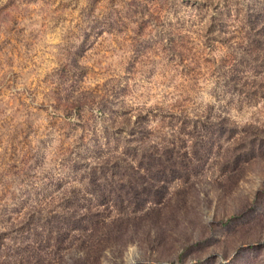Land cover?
Here are the masks:
<instances>
[{"label": "rangeland", "instance_id": "374dc122", "mask_svg": "<svg viewBox=\"0 0 264 264\" xmlns=\"http://www.w3.org/2000/svg\"><path fill=\"white\" fill-rule=\"evenodd\" d=\"M0 264H264V0H0Z\"/></svg>", "mask_w": 264, "mask_h": 264}, {"label": "trees", "instance_id": "16d2710c", "mask_svg": "<svg viewBox=\"0 0 264 264\" xmlns=\"http://www.w3.org/2000/svg\"><path fill=\"white\" fill-rule=\"evenodd\" d=\"M174 156V155H173ZM175 157V156H174ZM173 158V157H172ZM177 160V159H176ZM133 173H135V174H139V176H140V173H138L136 170L134 171L133 170Z\"/></svg>", "mask_w": 264, "mask_h": 264}]
</instances>
